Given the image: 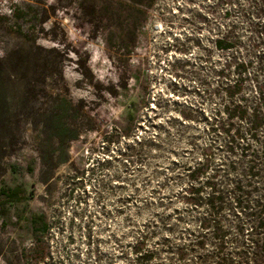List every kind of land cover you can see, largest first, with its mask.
<instances>
[{"label": "rangeland", "instance_id": "rangeland-1", "mask_svg": "<svg viewBox=\"0 0 264 264\" xmlns=\"http://www.w3.org/2000/svg\"><path fill=\"white\" fill-rule=\"evenodd\" d=\"M232 36L235 51L215 48ZM22 57L50 64L46 83L31 80L35 96L15 72ZM0 63L14 75L15 105L0 127V190L23 185L33 196L7 206L11 220L0 208L5 259L33 247L26 218L44 214L47 264H121L120 246L130 254L150 221L186 205L189 169L209 165L204 182L226 187L231 176L249 181L250 152L242 157L241 140L230 150L249 125L225 132L224 90L239 80L251 107L258 93L264 103L263 0H0ZM55 95L76 108L68 123L79 138L66 148L42 137L46 116L29 114ZM64 149L69 161L42 182L40 152Z\"/></svg>", "mask_w": 264, "mask_h": 264}, {"label": "trees", "instance_id": "trees-1", "mask_svg": "<svg viewBox=\"0 0 264 264\" xmlns=\"http://www.w3.org/2000/svg\"><path fill=\"white\" fill-rule=\"evenodd\" d=\"M238 44L239 40L232 36L230 42L217 40L215 48L219 51H235ZM43 61L44 64L40 65L38 62H31L29 57H22L18 61L19 65L15 67L19 79L29 86L30 96H35V90L31 88L36 86L31 80L46 83L47 74L51 72L48 61ZM30 68L36 74L33 79L20 73L22 70L27 72ZM243 68L246 72L244 65ZM7 70L0 63V127L8 125L9 115L15 110L9 97L14 75L10 76ZM224 91L227 98L224 111L229 120L223 125L228 127L225 132L231 134L235 121L249 125L246 130L238 126L230 141V150L233 151L235 143L241 140L237 147L242 146V157L247 158L250 152L246 171L249 181L244 183L231 176V183L226 187L227 185L209 178L204 182L209 165L199 164L193 170L189 169V185L183 196L186 205L180 210L176 209L173 215L162 221H150L139 239L134 242L130 254L120 246L117 257L121 264H264V139L259 136L260 132L264 136L262 93H258L260 102L251 107L245 101L244 87L239 80L227 85ZM75 111L71 100L55 95L49 109L30 108L29 114L46 116L48 121L43 126L42 137L50 136L55 145L66 148L68 143L79 138V127H72L68 123L70 115ZM246 139L249 141L245 142ZM251 141L261 144L260 151L253 149ZM241 143L244 145H240ZM40 159L43 166L41 179L46 182L53 178L54 171L60 164L69 161V156L66 149L63 150V156L56 152L42 151ZM229 168L234 172L235 163H231ZM28 171L30 174L35 173L33 166ZM218 175L220 172L215 173L214 179ZM32 199L33 196L28 195L23 185L3 187L0 190V208L9 218L8 205L28 204ZM26 221L32 227L33 247L19 253L16 263L5 259L0 251V264L1 261L3 264H47L49 252L43 241L50 232L51 225L44 214H32Z\"/></svg>", "mask_w": 264, "mask_h": 264}]
</instances>
